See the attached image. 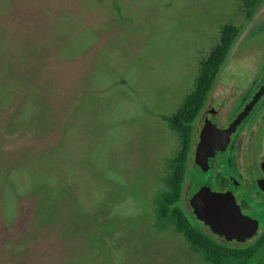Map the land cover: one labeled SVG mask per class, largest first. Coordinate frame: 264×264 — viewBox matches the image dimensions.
I'll return each instance as SVG.
<instances>
[{"label":"rangeland","instance_id":"rangeland-1","mask_svg":"<svg viewBox=\"0 0 264 264\" xmlns=\"http://www.w3.org/2000/svg\"><path fill=\"white\" fill-rule=\"evenodd\" d=\"M225 24L218 97L264 75V0H0V264H246L155 214L167 117Z\"/></svg>","mask_w":264,"mask_h":264},{"label":"flooded vegetation","instance_id":"flooded-vegetation-1","mask_svg":"<svg viewBox=\"0 0 264 264\" xmlns=\"http://www.w3.org/2000/svg\"><path fill=\"white\" fill-rule=\"evenodd\" d=\"M236 76L237 72L232 71L234 86L223 97H218L216 88L208 90L193 120L180 205L188 220L204 235L224 243L246 246V264H264V92L231 132L225 148L216 149L209 157L208 166L202 170L195 163L196 146L205 116L209 115L218 129L227 127L264 84L263 75L255 86L239 87ZM216 101H219L217 106L214 105ZM226 106L232 107L231 112L222 111ZM202 186H209L213 191L232 193L241 212L256 221L251 237L244 241L226 240L196 217L190 199Z\"/></svg>","mask_w":264,"mask_h":264},{"label":"trees","instance_id":"trees-1","mask_svg":"<svg viewBox=\"0 0 264 264\" xmlns=\"http://www.w3.org/2000/svg\"><path fill=\"white\" fill-rule=\"evenodd\" d=\"M238 34V28L232 24L223 25L219 40L201 61V67L193 90L187 93L181 105L167 117L170 125L179 133L181 148L170 162V174L167 188L156 198V218L158 221H172L176 229L183 233L190 247L203 253L206 260L219 263L224 255L231 253L224 245L214 241L210 235H204L190 220L180 206L181 189L187 166V151L190 146L191 123L199 113L208 90L213 82V75L225 60L227 52ZM242 256V252H233Z\"/></svg>","mask_w":264,"mask_h":264},{"label":"water","instance_id":"water-1","mask_svg":"<svg viewBox=\"0 0 264 264\" xmlns=\"http://www.w3.org/2000/svg\"><path fill=\"white\" fill-rule=\"evenodd\" d=\"M263 92L264 84L260 86L253 98L229 125L223 129H218L209 115L205 116L195 152V163L198 167L200 165L204 170L214 151L225 148L231 132ZM190 204L196 217L226 240L244 241L252 236L256 221L241 212L231 192L213 191L209 186H202L192 195Z\"/></svg>","mask_w":264,"mask_h":264}]
</instances>
